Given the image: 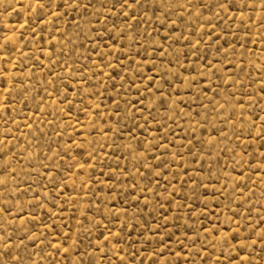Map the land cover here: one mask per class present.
Masks as SVG:
<instances>
[{
	"label": "rangeland",
	"instance_id": "1",
	"mask_svg": "<svg viewBox=\"0 0 264 264\" xmlns=\"http://www.w3.org/2000/svg\"><path fill=\"white\" fill-rule=\"evenodd\" d=\"M0 264H264V0H0Z\"/></svg>",
	"mask_w": 264,
	"mask_h": 264
},
{
	"label": "snow or ice",
	"instance_id": "2",
	"mask_svg": "<svg viewBox=\"0 0 264 264\" xmlns=\"http://www.w3.org/2000/svg\"><path fill=\"white\" fill-rule=\"evenodd\" d=\"M126 2H127V0H126Z\"/></svg>",
	"mask_w": 264,
	"mask_h": 264
}]
</instances>
